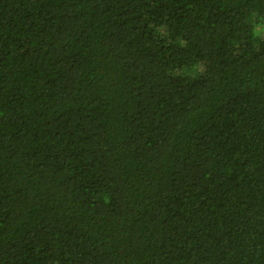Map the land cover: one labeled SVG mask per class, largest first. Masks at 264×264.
Returning a JSON list of instances; mask_svg holds the SVG:
<instances>
[{"label":"trees","instance_id":"obj_1","mask_svg":"<svg viewBox=\"0 0 264 264\" xmlns=\"http://www.w3.org/2000/svg\"><path fill=\"white\" fill-rule=\"evenodd\" d=\"M264 0H0V264H264Z\"/></svg>","mask_w":264,"mask_h":264},{"label":"rangeland","instance_id":"obj_2","mask_svg":"<svg viewBox=\"0 0 264 264\" xmlns=\"http://www.w3.org/2000/svg\"><path fill=\"white\" fill-rule=\"evenodd\" d=\"M261 35L264 38V26L262 27V33H261Z\"/></svg>","mask_w":264,"mask_h":264}]
</instances>
